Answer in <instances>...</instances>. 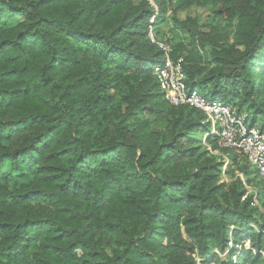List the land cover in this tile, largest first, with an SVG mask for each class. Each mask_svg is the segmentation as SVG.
<instances>
[{"label":"trees","instance_id":"obj_1","mask_svg":"<svg viewBox=\"0 0 264 264\" xmlns=\"http://www.w3.org/2000/svg\"><path fill=\"white\" fill-rule=\"evenodd\" d=\"M230 8L233 44L203 59L196 19L176 20L189 42L171 57L189 90L264 133V0ZM153 14L147 1L0 0V264H263L264 221L199 163L200 138L239 156L159 91Z\"/></svg>","mask_w":264,"mask_h":264},{"label":"rangeland","instance_id":"obj_2","mask_svg":"<svg viewBox=\"0 0 264 264\" xmlns=\"http://www.w3.org/2000/svg\"><path fill=\"white\" fill-rule=\"evenodd\" d=\"M134 5H139L143 1H152L159 6L160 22L156 27L155 39L161 43L182 42L187 44L188 38L183 35L176 26L175 21H185L187 18L196 19L198 31L204 36L197 40V46L203 59L217 45H231L234 41L235 17L231 11V0H131ZM190 1V6L187 5ZM186 3V4H185ZM207 122V121H206ZM157 129L160 127L157 126ZM210 130V129H209ZM208 135V134H207ZM200 138V148L207 157L199 160L202 166L211 167L212 171L218 170V182H226L242 186L244 195L241 202L250 200V208L255 209L259 221H264V197L259 196L263 191V180L254 173L253 170L242 158L236 157L232 153L222 150H212V146L206 143V137ZM200 151V152H201ZM201 152V153H202ZM219 166V167H217ZM254 168V167H252ZM3 185H10L2 182ZM218 253L221 261L228 260V252ZM232 262L235 260L232 258ZM230 263V262H229ZM196 264H203L197 259ZM219 264V263H211ZM238 264H241L240 262Z\"/></svg>","mask_w":264,"mask_h":264},{"label":"built area","instance_id":"obj_3","mask_svg":"<svg viewBox=\"0 0 264 264\" xmlns=\"http://www.w3.org/2000/svg\"><path fill=\"white\" fill-rule=\"evenodd\" d=\"M154 14L149 20L147 36L163 54L162 61L153 67V75L157 80L163 99L172 106H188L203 113L210 124L209 134L218 138L222 149L231 150L243 158L264 183V133L258 126H249V115L238 112L219 101H210L195 90H189L183 70V58L171 57L172 47L158 42L153 34L152 24L158 14L157 6L149 1ZM249 248V241L245 242ZM239 249L240 246H237ZM264 264V253H261ZM236 260V257H233Z\"/></svg>","mask_w":264,"mask_h":264}]
</instances>
